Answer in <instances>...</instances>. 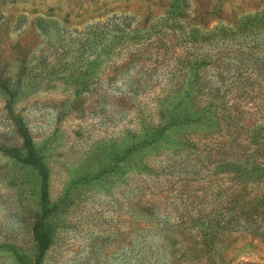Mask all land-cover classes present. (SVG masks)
<instances>
[{
    "label": "rangeland",
    "instance_id": "obj_1",
    "mask_svg": "<svg viewBox=\"0 0 264 264\" xmlns=\"http://www.w3.org/2000/svg\"><path fill=\"white\" fill-rule=\"evenodd\" d=\"M262 10L264 0H0V264H20L19 256L31 257L34 217L41 202L51 206L65 196L66 204L50 214L57 234L43 264H116L109 253L120 246V233L129 228L126 211L132 195L124 184L116 185L110 169L113 149L131 140L126 131L135 128L134 108L152 106L156 93L170 87L167 72L180 67L175 59L185 51L177 39L192 29L203 36ZM115 18L123 20L124 35L150 43L142 61L155 69L141 77L145 90L129 98L126 106L113 103L114 87L126 90L120 83L124 78L110 82L112 69L106 64L81 63L82 56L91 61L93 55L82 54L77 41L92 24ZM139 62H133L124 77L139 76ZM85 70L93 73L83 86L78 81ZM100 70V81L93 83ZM224 89L228 102L237 104L245 118H258L259 100L250 92L242 94L228 85ZM179 127L187 134V129L200 126ZM193 133L191 147L159 142L158 148H176L163 155L173 152L177 160L189 158L186 150L192 147L209 150L213 157L229 150L213 148V142ZM198 172L168 175L162 200L168 204L187 198L184 206L190 214H205L206 198L202 201L199 195L206 169ZM84 174L88 180H83ZM122 236L126 250L129 237ZM197 247L199 254L189 252L176 262L166 254L165 263L264 264V235L259 231L230 228L220 232L215 246L201 242Z\"/></svg>",
    "mask_w": 264,
    "mask_h": 264
},
{
    "label": "trees",
    "instance_id": "obj_2",
    "mask_svg": "<svg viewBox=\"0 0 264 264\" xmlns=\"http://www.w3.org/2000/svg\"><path fill=\"white\" fill-rule=\"evenodd\" d=\"M243 18L246 21L221 25L203 36L199 35V30L192 29L190 35L177 39L185 51L175 59V65L180 67L167 72L169 80L165 82L170 87L162 89V94L156 93L153 97L156 103L152 106L134 108L135 128L126 131L131 140L124 148L113 149L114 164L110 169L116 185L124 184L132 195L126 211L129 228L120 233V246L109 253L118 260L116 264L119 261L121 264H166V254L170 262H176L189 252L199 254L197 245L201 242L215 246L220 242V232L230 228L259 231L264 235V10ZM124 26L123 20L117 18L98 22L77 39L82 54L91 52L93 55L91 61L87 55L82 56L81 63L87 66L99 62L106 64L112 69L110 82L124 78L120 83L126 90L114 87L113 103L117 106H126L129 98L145 90L139 81L155 70L142 61L150 43L124 35ZM74 41L75 38L70 42ZM135 61H140V75L124 77ZM92 71L83 72L78 81L80 85L88 83ZM100 71L94 74L93 83L100 81L103 73ZM225 85L228 88L236 86L242 94L250 92L257 98L258 118L251 120L250 115L245 118L237 104H230ZM154 113L158 120H154ZM183 124L200 127L187 129L188 133L184 134L179 127ZM193 132L213 142V148L229 150L220 156L216 152L213 157L209 150L204 149L206 153H203L192 147L186 150L187 155H191L189 158L177 160L173 152L163 155L176 148H158L159 142L173 147H191L195 144ZM173 136L175 140L170 139ZM237 148L252 149L238 151ZM205 159L208 163L202 165ZM203 168L206 169V174L201 173L205 186L201 189L203 196L199 193V197L202 201L206 198L208 210L205 214H190L184 206L187 198L177 197V201L168 203L170 206L162 200L160 195L166 191L168 175H188L195 169L191 173L194 176ZM106 171L101 169L104 174ZM82 178L89 179L85 174ZM66 199L65 196L51 206L41 202L32 228V255L19 256L20 264H43L57 234L55 227L50 225V214L60 204H66ZM126 234L129 242L124 250L125 237L122 235ZM14 252L13 249V255Z\"/></svg>",
    "mask_w": 264,
    "mask_h": 264
}]
</instances>
